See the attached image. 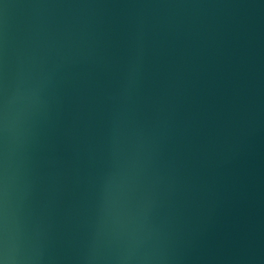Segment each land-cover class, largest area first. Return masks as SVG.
Wrapping results in <instances>:
<instances>
[{
    "label": "water",
    "instance_id": "water-1",
    "mask_svg": "<svg viewBox=\"0 0 264 264\" xmlns=\"http://www.w3.org/2000/svg\"><path fill=\"white\" fill-rule=\"evenodd\" d=\"M10 264H264V0H0Z\"/></svg>",
    "mask_w": 264,
    "mask_h": 264
},
{
    "label": "clouds",
    "instance_id": "clouds-1",
    "mask_svg": "<svg viewBox=\"0 0 264 264\" xmlns=\"http://www.w3.org/2000/svg\"><path fill=\"white\" fill-rule=\"evenodd\" d=\"M0 264H10L6 257V250L3 247H0Z\"/></svg>",
    "mask_w": 264,
    "mask_h": 264
}]
</instances>
